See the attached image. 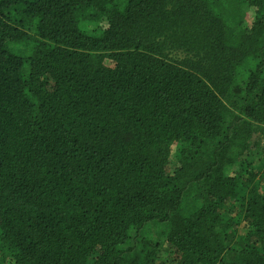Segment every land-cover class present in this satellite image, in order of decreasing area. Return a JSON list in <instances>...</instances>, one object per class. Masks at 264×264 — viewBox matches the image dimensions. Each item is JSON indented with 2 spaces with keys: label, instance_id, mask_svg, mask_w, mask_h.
Instances as JSON below:
<instances>
[{
  "label": "trees",
  "instance_id": "1",
  "mask_svg": "<svg viewBox=\"0 0 264 264\" xmlns=\"http://www.w3.org/2000/svg\"><path fill=\"white\" fill-rule=\"evenodd\" d=\"M163 252L264 264V0H0V264Z\"/></svg>",
  "mask_w": 264,
  "mask_h": 264
},
{
  "label": "rangeland",
  "instance_id": "2",
  "mask_svg": "<svg viewBox=\"0 0 264 264\" xmlns=\"http://www.w3.org/2000/svg\"><path fill=\"white\" fill-rule=\"evenodd\" d=\"M174 164H175V163L172 162L173 167H174ZM167 253H168V255H166V253L163 252V256L167 258V262H166V264H176V263L173 261V255H172V253H170V252H167Z\"/></svg>",
  "mask_w": 264,
  "mask_h": 264
}]
</instances>
